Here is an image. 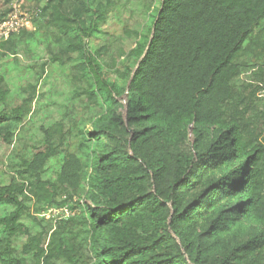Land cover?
Listing matches in <instances>:
<instances>
[{"label": "trees", "instance_id": "16d2710c", "mask_svg": "<svg viewBox=\"0 0 264 264\" xmlns=\"http://www.w3.org/2000/svg\"><path fill=\"white\" fill-rule=\"evenodd\" d=\"M33 1L31 28L0 42V140L13 144L42 95L21 77L8 95L6 57L38 78L65 69L63 115L91 113L13 147L0 264H264V0ZM122 8L151 12L110 39ZM51 208L69 215L39 217Z\"/></svg>", "mask_w": 264, "mask_h": 264}, {"label": "rangeland", "instance_id": "374dc122", "mask_svg": "<svg viewBox=\"0 0 264 264\" xmlns=\"http://www.w3.org/2000/svg\"><path fill=\"white\" fill-rule=\"evenodd\" d=\"M6 0H0V2H5ZM20 3V12L24 13L28 11V16L30 18L35 14L34 9V1L33 0H18ZM15 4V0H9L7 2V6L11 8ZM159 4V0H154L153 6L156 7ZM142 12L139 13L138 10H135L129 13L126 9L122 8L120 12L116 14H110L107 22L102 26V29L107 32L109 38L114 37H122L125 31L134 29L137 25H142L143 21L148 19V13L151 11H147L141 9ZM152 10V7H150ZM34 12V13H33ZM255 37L258 41H264V21H262L259 30L255 33ZM119 41V40H117ZM96 45H100L105 41H95ZM121 46L127 48L129 46L133 47V37L123 38L121 41ZM261 51L259 47L256 48L252 55L244 54L243 58L246 61L254 62L258 57H260ZM20 59L24 62H28L23 56H20ZM12 58L6 57L2 61L4 64V68L7 70L8 74V88H9V96L17 97L18 89L17 86L21 82V78L24 79L22 82L26 83L30 81L32 83H36L38 93H42L41 96L38 97V101L33 105L34 112L31 115L29 120H26L23 125V130L21 133L17 135V138L13 142V144L8 145L0 140V177L6 178L8 176L9 168L7 166L8 156L12 152L13 147H29L33 144H36L38 140L41 138V132L39 131V126L43 125L45 127L50 126V124L55 123L62 119L64 123V129L72 127V117H76L78 115L88 116L91 112L89 110L79 111L78 108L74 105L69 114L63 115L66 108V100L67 93L70 89V84L67 82L65 69L64 73L62 70L56 69L52 64H48L45 68V71L41 78H38V74L35 71H26L22 70L17 73L13 69ZM67 71V70H66ZM247 73L242 75L244 80H248ZM21 77V78H20ZM117 100L121 103H124L123 96L117 97ZM119 111H123V108L120 107ZM93 112V111H92ZM78 120V119H77ZM87 127H90L89 125ZM75 143V142H74ZM72 147H75V145ZM27 205L30 209H32V202L27 200ZM32 211V210H30ZM39 217L44 218L45 220H51L52 223L55 222L61 215L58 210L52 208L51 210H44L40 214ZM27 221V220H25Z\"/></svg>", "mask_w": 264, "mask_h": 264}, {"label": "built area", "instance_id": "2783aa9c", "mask_svg": "<svg viewBox=\"0 0 264 264\" xmlns=\"http://www.w3.org/2000/svg\"><path fill=\"white\" fill-rule=\"evenodd\" d=\"M19 7V1L15 0V4L13 6L11 5V12L8 14L7 18L0 22V42L20 29L31 28V18L30 16H28V11L24 10V13H22L20 12ZM55 210H58L63 215H69V211L67 210V208H60Z\"/></svg>", "mask_w": 264, "mask_h": 264}]
</instances>
